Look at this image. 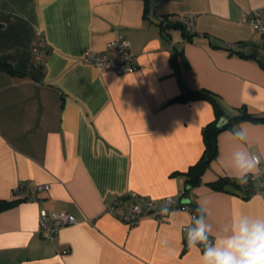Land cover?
I'll use <instances>...</instances> for the list:
<instances>
[{
	"label": "crops",
	"instance_id": "1",
	"mask_svg": "<svg viewBox=\"0 0 264 264\" xmlns=\"http://www.w3.org/2000/svg\"><path fill=\"white\" fill-rule=\"evenodd\" d=\"M259 6L264 0H0V62L18 72L0 69V199H17L20 181L50 185L0 211V264H199L203 247L189 249L183 232L190 212L162 222L143 213L129 226L105 208L129 194L157 199L187 188L205 155L204 127L217 119L209 99L175 100L188 89L209 91L228 118H264V48L248 21ZM188 14L197 16L190 38L163 31V18ZM120 38L131 42L135 72L82 61ZM39 40L48 46L42 62L33 53ZM241 125L245 147L264 164V119L232 121L189 192L210 210L214 232L233 216L264 218L261 192L210 184L229 178L223 160ZM42 209L77 222L46 238Z\"/></svg>",
	"mask_w": 264,
	"mask_h": 264
},
{
	"label": "built area",
	"instance_id": "2",
	"mask_svg": "<svg viewBox=\"0 0 264 264\" xmlns=\"http://www.w3.org/2000/svg\"><path fill=\"white\" fill-rule=\"evenodd\" d=\"M195 14H188L181 18L188 31L195 29ZM249 24L259 33V45L264 48V6L253 8L249 11ZM232 50H236L240 43H232L228 45ZM33 53L37 61H44L47 57L48 46L45 41L39 40L33 46ZM82 61L90 63L99 69L112 71L117 74L133 73L137 70L136 55L132 51L131 42L127 39H115L108 43L107 47L98 52L88 49L82 56ZM264 167V164H261ZM254 182L259 184L261 192L264 196V176L253 181L251 178L249 183ZM50 188L49 184H38L32 181H20L14 189L15 194L21 199H34L35 195L46 191ZM25 190H28L25 191ZM183 191L178 196H167L164 198H148L140 194L125 195L117 197L110 201L105 208V211L112 214L116 218L124 221L129 226H135L139 223L143 213L153 214L158 221L162 222L173 211L186 210L190 212L191 222L183 226V232L187 235V230L193 222V217L198 215L192 211L189 206H182ZM164 206H169L170 211L167 215H161L159 209ZM77 221L73 215L68 212L48 211L42 209L39 218V233L46 238H55L60 230L68 225L75 224ZM211 239V237H210Z\"/></svg>",
	"mask_w": 264,
	"mask_h": 264
},
{
	"label": "clouds",
	"instance_id": "3",
	"mask_svg": "<svg viewBox=\"0 0 264 264\" xmlns=\"http://www.w3.org/2000/svg\"><path fill=\"white\" fill-rule=\"evenodd\" d=\"M221 120L226 123L228 117L223 116ZM231 135L237 146L223 160L229 178L245 185L250 178L256 181L264 176L261 157L245 147L248 136L243 125L233 129ZM169 211V206L159 209L161 215H167ZM197 213L187 230L186 239L189 249L198 245L203 247L199 264H264V218L243 214L233 216L214 232L208 222L210 210L199 205Z\"/></svg>",
	"mask_w": 264,
	"mask_h": 264
},
{
	"label": "trees",
	"instance_id": "4",
	"mask_svg": "<svg viewBox=\"0 0 264 264\" xmlns=\"http://www.w3.org/2000/svg\"><path fill=\"white\" fill-rule=\"evenodd\" d=\"M163 31H166L167 28L173 27V28H180L183 30L184 33H186L187 37L190 38L192 35V31H188L184 24L180 21L177 22H170L168 18H163L162 22L160 23ZM228 49L232 51L229 46H227ZM0 69L6 70L12 74H17L16 72L9 64L0 62ZM22 75V74H19ZM192 98H204V99H209L212 101L215 112L217 114V119L211 121L204 127V140H205V145H206V150H205V155L203 158L194 164L189 172H188V183H187V188L183 190V199L189 198L190 202L189 203H183L182 199V206H189L192 211L197 213V208L198 205L197 203L193 202L189 196L190 189L194 186H197L200 181L201 177L207 168L209 161L215 156L217 152V135L219 131L222 129L226 128L228 125L231 124L232 121H240V120H262L264 119L263 117L255 116L253 114L248 113L247 111H242L239 115L235 116L234 118H228V121L224 123L223 125H219V122L221 120V117L225 116L222 107L220 104L216 101L215 97L207 90H190L188 89L187 91L183 92L181 95H179L175 100L178 101H187ZM174 100V101H175ZM213 187L218 188V189H224L227 185H234L238 187L241 191V194L243 196L248 197L256 192H259L261 189L259 184H256L254 182L249 183L247 186H243L239 183L236 182V180L231 179V178H226V177H221L218 180L210 183ZM26 200V199H13V200H5V199H0V211H3L5 209H8L12 207L13 205L17 204L18 202ZM198 214V213H197Z\"/></svg>",
	"mask_w": 264,
	"mask_h": 264
},
{
	"label": "water",
	"instance_id": "5",
	"mask_svg": "<svg viewBox=\"0 0 264 264\" xmlns=\"http://www.w3.org/2000/svg\"><path fill=\"white\" fill-rule=\"evenodd\" d=\"M225 122H223L222 120H220L219 125H223ZM190 199L189 198H185L183 199V203H189Z\"/></svg>",
	"mask_w": 264,
	"mask_h": 264
}]
</instances>
